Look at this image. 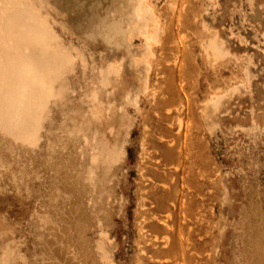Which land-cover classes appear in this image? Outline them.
Masks as SVG:
<instances>
[{
  "label": "rangeland",
  "instance_id": "374dc122",
  "mask_svg": "<svg viewBox=\"0 0 264 264\" xmlns=\"http://www.w3.org/2000/svg\"><path fill=\"white\" fill-rule=\"evenodd\" d=\"M1 1L3 8L8 0ZM44 1L52 0H15L22 4L9 10L25 19L7 7L18 29L28 24L29 32L53 36L47 40L56 41L60 55L44 48L23 52L44 84L50 83L52 94L41 97L49 117L41 112L38 125L23 132L8 126L4 133L6 125L0 127V264H264V0H118L122 11L140 7L136 16L138 10L122 13L133 18L132 30L125 25L131 38L121 43L126 49L130 43L129 55L123 46L124 51L112 46L117 39L110 47L88 35L99 19L106 33H116L121 20L129 22L123 15L115 16L118 22L110 18L119 5L109 9L111 0H95L102 3L96 9L94 0H73L75 7L72 0H53L58 10H52ZM90 9L97 15L89 17ZM33 15L39 24L31 22ZM103 27L94 31L100 34ZM20 30L7 34L17 40ZM214 34L227 50L215 61L199 42ZM4 42L1 54L11 51ZM102 74L101 81L107 75L111 81L103 85ZM125 90L131 101L121 96ZM227 90L211 125L201 108L211 95ZM110 103L113 110L107 112L102 106ZM95 104L107 110L103 115L116 117L119 151L105 144L113 141L106 127L113 118L92 116Z\"/></svg>",
  "mask_w": 264,
  "mask_h": 264
},
{
  "label": "bare ground",
  "instance_id": "6f19581e",
  "mask_svg": "<svg viewBox=\"0 0 264 264\" xmlns=\"http://www.w3.org/2000/svg\"><path fill=\"white\" fill-rule=\"evenodd\" d=\"M4 1H6V0H3V1H1L2 2V4L4 3ZM12 1V2H11ZM15 0H8V1H6L7 2V4L8 5H10V6H8L7 4H5V5H3L4 7L2 8V6H0V9H1V11H3V12H1V14L3 15V13H5L3 16L0 14V19L2 20V18L4 17V19L3 20H6L4 23L2 22V23H0V24H4V26H3V28H6L7 30H8V28H10L9 26H13L14 25V23L15 22H12V18H13V16H14V14H15V16L14 17H17L16 15H18L19 17L21 16L23 19H25V17L23 16L24 14H22V12H21V14L22 15H19V11H16L15 9L14 10H9V7L11 8H13V6H20L22 3L21 2H19V3H16V4H14L13 2H14ZM19 1H21V0H19ZM51 1V0H50ZM63 1V0H62ZM61 1V2H62ZM73 1V0H72ZM76 1V3H78V1L77 0H75ZM81 2H82V0H80ZM79 1V2H80ZM91 1V0H90ZM100 1V0H99ZM98 1V3L99 4H97V2H95V0H94V2L97 4L96 6H95V8L99 5L100 6V4H102L101 2H99ZM102 1V0H101ZM106 1V0H105ZM104 1V2H105ZM108 1V0H107ZM116 1V0H115ZM115 1H112L111 0V2H109V4H111V3H113V6H112V4L110 5V8L109 9H113V8H116V6H118L119 5V10H118V8H116L115 10H118V11H120V12H114V10H113V14H111V16H110V18L112 17V18H114V20L118 17L119 18V16H120V18H121V16L123 15V14H126L125 12H127V11H131V9L133 8V4H131L130 6H128L127 8H126V10L127 11H122V9H120L122 6H124L122 3V5L121 4H119L120 2H118V0H117V2L118 3H116ZM130 1V0H129ZM128 1V2H129ZM8 2H10V3H8ZM53 0L51 1V2H46V1H44V3L47 5L46 7H48L49 5V7L51 8V7H53L52 5H53ZM108 2H106V3H108ZM121 2H125V0H121ZM132 2V1H131ZM140 2V1H139ZM143 2V1H142ZM142 2H141V4H142ZM27 3H28V1H27ZM66 3V2H65ZM73 3V5H74V7H75V2L73 1L72 2ZM87 3H89L88 4V6L91 4V2H87ZM116 3V4H115ZM171 3V2H170ZM29 4V3H28ZM27 4V5H28ZM70 4V3H69ZM80 4V3H79ZM79 4H77V6L79 5ZM105 4V3H104ZM109 4H105V5H107V6H109ZM115 4V5H114ZM140 4V3H139ZM140 4V5H141ZM61 5V4H60ZM95 4H93V6H94ZM120 5H121V7H120ZM139 5V6H140ZM171 5H172V3H171ZM175 5V4H174ZM29 6V5H28ZM31 6L32 5H30V8H31ZM55 6V5H54ZM81 6L83 7V5L81 4ZM86 6H87V4H86ZM92 6V9H94V7ZM102 6V5H101ZM115 6V7H114ZM7 7H8V10L9 11H11V13H14V12H16V13H18V14H16V13H14V14H11L8 10H7ZM23 7V6H22ZM48 7V8H49ZM57 7V6H56ZM67 7H68V5H67ZM70 7V6H69ZM73 6H72V4H71V8H72ZM79 8H81L80 7V5L78 6ZM113 7V8H112ZM130 7H132L131 9H130ZM6 8V9H5ZM29 8V9H30ZM33 8V7H32ZM48 8H46V9H48ZM85 8V7H84ZM89 8V7H88ZM99 8V7H98ZM138 7L136 6V9H132L133 11H135V10H138V11H135L134 13H135V16L136 15H138V13L137 12H139L140 13V7L137 9ZM19 9H22V8H20L19 7ZM29 9H28V12H29ZM35 9V8H34ZM54 9H57V8H55V7H53L52 8V10H54ZM76 9V8H75ZM82 9V8H81ZM92 9H90L89 11L91 12V14H88L89 15V17H91V15H92V12L93 13H96V12H94V10H92ZM97 9V8H96ZM95 9V10H96ZM109 9H108V12H107V8H106V12H107V16H106V14H105V16L106 17H109L108 16V14L110 13L109 12ZM23 11H25V8L24 9H22ZM36 10H37V8H36ZM49 10V9H48ZM52 10H50V11H52ZM58 10V9H57ZM56 10V11H57ZM60 10V9H59ZM71 10V9H70ZM80 10V9H79ZM79 10L77 9V14L79 13ZM35 11V10H34ZM47 11V10H46ZM65 10H62V13L64 12ZM112 11V10H111ZM9 14H8V13ZM31 12V13H30ZM30 14L32 15V13H35V12H33V11H31L30 10ZM71 12V11H70ZM104 12H105V10H104ZM104 12H103V15H104ZM26 13L27 12H25V15H26ZM46 13H48V11L46 12ZM51 13H53V12H51ZM56 13H57V15H56ZM55 13V15L56 16H58L59 14L58 13H61V12H56ZM72 13V12H71ZM75 13V12H74ZM117 13H121V14H117ZM123 13V14H122ZM127 13H129V12H127ZM132 13V12H131ZM137 13V14H136ZM10 17H8L7 15ZM29 14V15H30ZM50 14V13H49ZM64 14V13H63ZM87 14V13H86ZM86 14H83V16H79L81 19H83L85 16L84 15H86ZM101 14V13H100ZM100 14H98L99 15V17H100ZM115 14H117V15H115ZM6 15V16H5ZM11 15V16H10ZM28 15V14H27ZM35 15V14H34ZM31 16V22H32V19L34 18V20H35V22L37 21V18L35 17V16ZM40 15H41V12H39V17H40ZM65 15V14H64ZM64 15H63V18H66V16L64 17ZM81 15V14H80ZM88 15H87V21H86V23H89L88 21ZM96 15H97V13H96ZM102 14H101V16H103ZM113 15V16H112ZM127 15V14H126ZM126 15L123 17V21H126V20H129V15H128V17H127V19L125 18L126 17ZM51 16H53V15H51ZM55 16V17H56ZM77 16V15H76ZM105 16H104V19H105ZM115 16H117L116 18H115ZM135 16H134V18H135ZM150 16V15H149ZM5 17H6V19H5ZM19 17H17V18H19ZM26 17H28V16H26ZM60 17V16H59ZM62 17V16H61ZM79 17H78V19H79ZM98 17V18H99ZM133 17V16H132ZM143 17V16H142ZM9 18V19H8ZM16 18V22H17V19ZM30 18V17H29ZM41 18H42V20L41 21H43V22H45V21H47V20H45V18L43 19V16L41 15ZM41 18H39L38 20L40 21V19ZM47 18V17H46ZM57 18V17H56ZM62 18V19H63ZM73 18V17H72ZM77 18V17H76ZM93 18V17H92ZM102 18V17H101ZM110 18H108V20L106 21L107 23H108V21L110 20ZM10 20V21H8V20ZM53 19V18H52ZM86 19V18H85ZM126 19V20H125ZM133 19V18H132ZM131 18H130V20H129V22H121L120 21V24H123L122 26H124L123 28H121V32H120V30L118 31L117 29H116V27H118V29L120 28V27H122V26H120V24L118 23V26L115 24V21H113V20H111L112 22L111 23H114L113 25H116V26H114L115 27V30L119 33H117V35H118V37H116L117 35H116V33L114 32V28H113V25L111 26L112 27V29L111 30H113V31H110V33H106L105 32V30L103 31L102 29H104V27H103V24H104V21H103V19L102 20H98L97 21V23H94V24H96L95 26H93L94 28H100V26L101 27H103V28H101V29H98V30H101L102 32H100V34H99V32L98 33H96L95 31H94V28H91L90 26H89V30L91 31L88 35H89V37L91 38V39H94V40H96V39H101V41L102 42H105L106 43V45L108 44H110V47H111V44H113V42H115L116 41V39H117V41H116V44L114 43L112 46H114L115 48H117V49H122V51H124L123 49L125 48L126 49V44H121V43H123L124 41H128L126 38H131V37H128L129 36V34L131 33V30H132V26H133V23L131 22L130 23V21L132 20ZM33 20V21H34ZM45 20V21H44ZM95 20V19H94ZM94 20H92V21H94ZM106 20V19H105ZM120 19H116V22H118ZM139 20H140V18H139ZM13 21H15V20H13ZM24 21H27V19L26 20H24ZM30 21V20H29ZM29 21H27L28 23H29ZM58 21V20H57ZM62 21V20H61ZM74 21V20H73ZM80 21H82V20H77V22H80ZM92 21H91V18H90V22L92 23ZM134 21H136V20H134ZM10 22V25L8 24ZM18 22H20V23H22L21 22V20H19ZM31 22L29 23L30 25H31V28L32 27H37V25L36 26H34L33 24H31ZM38 22V21H37ZM36 22V24H39L40 22H38L37 23ZM48 22V21H47ZM64 22V21H63ZM11 23H13V24H11ZM67 23H68V21H67ZM72 23V22H71ZM75 23V22H74ZM86 23H85V25H86ZM110 23V22H109ZM125 23V24H124ZM130 23V24H129ZM140 23V22H139ZM139 23H138V25H139ZM6 24H8V25H6ZM15 24H17V30H20V26H19V29H18V24L19 23H15ZM24 24H26V22L24 23ZM45 24V23H44ZM47 24V23H46ZM45 24V25H46ZM65 24V23H64ZM76 24V23H75ZM80 24V23H79ZM93 24V25H94ZM132 24V25H131ZM147 24V23H146ZM145 24V25H146ZM20 25V24H19ZM22 25V24H21ZM28 24H26V26H27ZM29 25V26H30ZM42 25H43V23H42ZM69 25V24H68ZM74 25V24H73ZM105 25H107V24H105ZM104 25V26H105ZM125 25H127L126 27H128V25L130 26L129 28H131V30H128L127 28H125ZM152 25V24H151ZM202 25H203V23H202ZM7 26V27H6ZM26 26H24V27H22V29L23 30H20V31H22L21 32V34H20V32H19V34L21 35H19L18 37H20L19 39H17V40H20L21 41V43H22V45L21 44H19V42L16 40V37L14 38L13 36L15 35V33H17L18 34V32H16L17 30H15L16 29V26L14 25V27H11L10 28V30L9 31H7V32H10L11 31V29H12V31L11 32H14V35L13 36H11V34H7V32H5V30H4V32H3V34H0V41H1V44H0V47L2 48V45H3V49L5 50V47H7L4 43V41H7V42H9L10 44H8L9 45V47H11V51H9L8 53H5V54H1L0 53V127H1V124H4V125H6V126H2L3 127V129L2 128H0V130L2 129L3 130V132H4V129L5 130H7V128H5V127H12V128H17L16 130H19V128L20 127H22V130H21V132H23V127H25L24 129H26V127L28 128L30 125H32V124H35V125H38V117H40V116H42L43 117V115H45L46 114V110L47 109H45V107L47 106H43V103H44V101H43V98H41V97H43L42 96V94L43 93H45L46 95L49 93L50 94V92H51V89L49 88L50 86V83H49V85L47 86V85H45L44 84V81L42 80V79H40L39 78V74L37 75V73H36V71L34 70V66L32 65L33 63H34V61H33V63L32 62H30V61H28V60H26L25 58H24V54H23V52L24 53H26V51H31V49L34 51V53L35 52H37V53H39L38 51L40 50L41 51V48H44V49H46L47 50V52H49L50 50L54 53V54H59L60 55V52H59V50H58V48L57 47H59V46H57L56 47V41H54V39H53V42H51V41H48V40H50V38L51 37H53V36H51L49 39L48 38H46L47 36L45 35V36H42V31L41 30H39V31H37V30H33V32L31 31V32H29V31H27V27ZM75 26V25H74ZM77 27L79 26L78 24L76 25ZM82 26V25H81ZM144 26V25H143ZM41 27H43V26H41V24H40V28ZM46 27V26H45ZM70 27V26H69ZM68 27V28H69ZM107 27V26H106ZM139 27V26H138ZM142 27V26H141ZM203 27V26H202ZM0 28H1V26H0ZM3 28H2V31H3ZM15 28V29H14ZM30 28V29H31ZM44 28V27H43ZM42 28V29H43ZM75 28V27H74ZM81 28V27H80ZM109 28H110V26H109ZM125 28V29H124ZM135 27H133V29H134ZM205 28V27H204ZM33 29V28H32ZM78 29V28H77ZM84 29H85V27H84ZM87 29V30H88ZM107 29H108V27H107ZM123 29V30H122ZM29 30V29H28ZM46 31H47V34L49 33L48 32V28L47 29H45ZM81 30V29H80ZM126 30H128V33H126L127 31ZM136 30H138L137 28H136ZM142 30V29H141ZM140 30V31H141ZM1 31V30H0ZM1 31V32H2ZM41 31V34L39 35V33L38 32H40ZM45 31V32H46ZM122 31H124L125 32V34L124 35H122V33H124V32H122ZM130 31V32H129ZM139 31V30H138ZM139 31V32H140ZM10 32V33H11ZM44 32V33H45ZM73 33H75L74 31H72ZM94 32L96 33V34H99L100 35V37H99V35L97 36L96 34H94ZM107 32H109L108 30H107ZM113 32H114V34H113ZM142 32V31H141ZM54 33V32H53ZM106 33V34H105ZM137 33V32H136ZM135 33V34H136ZM16 34V35H17ZM81 34V33H80ZM107 34H109V35H111V36H109V35H107ZM143 34V33H142ZM216 34V33H215ZM211 35V36H208V38H205L204 36H202V37H200V44H201V47H203V49H204V51H205V53H206V58L207 57H210L212 60H218L219 58H221L222 56H226V54H227V50H226V48H224L223 47V45H222V42H220V40L216 37V35ZM15 35V36H16ZM51 35V34H50ZM54 35V34H53ZM105 35H107L108 36V42H106L107 40V36H105ZM115 35V37H113ZM154 35V34H153ZM122 36V39L123 40H121L120 41V37ZM262 36V35H261ZM49 37V36H48ZM88 37V36H87ZM113 37V38H112ZM124 37V38H123ZM54 38V37H53ZM115 38V39H114ZM119 38V39H118ZM48 39V40H47ZM52 39V38H51ZM89 39V38H88ZM126 39V40H125ZM22 40H23V42H22ZM109 40H112V42L111 41H109ZM114 40V41H113ZM118 40L120 41V42H118ZM2 42H3V44H2ZM120 43V44H118V43ZM126 43V42H125ZM128 43L129 42H127V48L129 49V48H131V47H129V45H130V43H129V45H128ZM7 44V43H6ZM31 45V46H30ZM121 45V46H120ZM125 45V46H124ZM145 45H146V43H145ZM27 46V47H26ZM124 48H123V47ZM29 47H32V48H29ZM119 47H121V48H119ZM1 48H0V50H1ZM34 48H36L35 50H34ZM57 48V49H56ZM28 49H30V50H28ZM60 49V48H59ZM62 49V48H61ZM108 49H109V47H108ZM128 49H126V50H128ZM4 50H1V51H4ZM6 50H9V49H6ZM37 50V51H36ZM46 50H43L45 53H47L46 52ZM49 50V51H48ZM54 50V51H53ZM56 50H58V51H56ZM63 50H65V49H63ZM63 50H61L62 52H63ZM126 50H125V52H126ZM32 51V52H33ZM50 51V52H51ZM130 50H128L126 53L128 54V52H129ZM4 52H6V51H4ZM51 52V53H52ZM61 52V53H62ZM33 53V54H34ZM36 53V54H37ZM50 53V54H51ZM65 53V52H64ZM40 54H44L43 52L42 53H40ZM40 54H37V55H39L40 56ZM49 54V53H48ZM50 54H49V56H50ZM126 54V55H127ZM230 54V53H229ZM47 55V54H46ZM129 55V54H128ZM38 56V57H39ZM45 54L44 55H42V57H43V59H45ZM49 56H47L48 58H49ZM51 56H53V54H51ZM47 57H46V60H47ZM54 57H56L55 55H54ZM59 57V56H58ZM58 57L57 58H55V59H58ZM129 57V56H128ZM21 58V59H20ZM31 58H33V57H31ZM54 58L53 57H51V61H54L55 63H56V61H55V59L53 60ZM31 60H33V59H31ZM36 61V60H35ZM44 61V60H43ZM49 61H50V59H49ZM59 61V60H58ZM58 61H57V63H58ZM65 61V60H64ZM133 61V60H132ZM44 63V62H43ZM56 63V64H57ZM40 64V63H39ZM55 64V65H56ZM63 64V63H62ZM115 64V63H114ZM113 64V65H114ZM59 65V64H58ZM58 65H56V67L58 66ZM70 65V64H69ZM64 66V65H63ZM39 67V66H38ZM115 67V66H114ZM117 67V66H116ZM55 68V67H54ZM59 68V67H58ZM37 69V68H36ZM52 69V68H51ZM51 69H50V71H51ZM117 69H119V68H117ZM46 70V69H45ZM48 70V69H47ZM60 70V69H59ZM108 70H110V69H108ZM112 70V69H111ZM53 71L54 70H52L51 72L53 73ZM60 71H62V70H60ZM54 74V73H53ZM52 74V75H53ZM57 74V73H56ZM55 74V75H56ZM110 74H112V73H110ZM114 74H115V72H114ZM49 75V74H48ZM57 75H59V74H57ZM56 75V76H57ZM117 75V74H116ZM116 75H114V76H116ZM102 76V77H101ZM100 76V80L99 81H101V78H103V74ZM105 76V75H104ZM108 76V75H107ZM107 76H105L104 78L105 79H111V78H108ZM244 76H245V79L247 80V78H248V73L247 72H245L244 73ZM48 77H50V76H48ZM58 77V76H57ZM107 77V78H106ZM47 78V77H46ZM55 78V77H54ZM54 78H52V80H54ZM138 78H140V77H138ZM56 79V78H55ZM105 79H103V80H105ZM102 80V81H103ZM109 80L107 81V86L110 84L111 85V83H109L108 84V82H109ZM50 81V80H49ZM102 81H101V83H102ZM111 81V80H110ZM104 83H105V81H103V85H104ZM240 83V82H239ZM249 83V82H248ZM247 83V84H248ZM64 84V83H63ZM106 84V83H105ZM144 84V83H143ZM242 84H243V82H242ZM52 85V84H51ZM62 85V84H61ZM243 85H245V84H243ZM53 86V85H52ZM112 86V85H111ZM103 87V86H102ZM105 87V86H104ZM103 87V88H104ZM238 86L237 85H234L232 88L233 89H236ZM58 88V87H57ZM62 88V87H61ZM231 88V90H233ZM59 90V89H58ZM231 90H227V91H224V92H220V93H216V94H213V95H211V97L208 99V100H206V102H205V104H204V106H203V108H201V110L203 111V112H201V116L202 117H206V118H208L209 119V122H210V124L211 125H213V121H212V117H213V115H214V113H215V111L218 109V107L220 106V104H221V100L225 97V95H226V93L227 92H229V91H231ZM60 91V90H59ZM63 91V90H62ZM113 92H111L110 91V94L112 93L113 95H114V90H112ZM57 93H58V91H56ZM61 92V91H60ZM133 92V91H132ZM226 92V93H225ZM54 93H55V91H54ZM44 94V95H45ZM48 94V95H49ZM51 94H52V92H51ZM50 94V95H51ZM60 94V93H59ZM109 94V93H108ZM107 94V95H108ZM112 94H111V96H112ZM124 94V95H123ZM121 96H125L124 98H126L127 99V101L129 100V101H131V97L130 96H128L127 95V91L125 90V92L123 93ZM41 95V96H40ZM63 95V94H62ZM95 95L97 96V94L95 93ZM99 95V94H98ZM132 95V94H131ZM55 96V95H54ZM59 96V95H58ZM93 96H94V94H93ZM96 96H94V98L96 97ZM128 96V97H127ZM53 97V96H52ZM56 97H57V95H56ZM56 97H55V99H56ZM113 97V96H112ZM111 97V98H112ZM136 97V96H135ZM134 97V98H135ZM48 98H50V97H48ZM63 98V97H62ZM92 98V97H91ZM108 98V100H109V97H107ZM129 98V99H128ZM42 99V100H41ZM59 99V98H58ZM96 100L98 99V97L97 98H95ZM49 100V99H48ZM47 100V101H48ZM51 100H52V98H51ZM107 100V102H111V100H109L108 101ZM60 101V100H59ZM62 101V100H61ZM60 101V102H61ZM90 101H92V100H90ZM124 101H126L125 99H124ZM43 102V103H42ZM40 103H42V104H40ZM50 103V102H49ZM49 103H46V104H48L49 105ZM45 104V103H44ZM42 105V106H41ZM42 107V110L44 111H41V107ZM107 106V105H106ZM112 105H111V103H110V105L109 106H107V107H105V106H102V107H104V108H109V109H105V111H104V109L102 110L100 107H99V109H98V107H97V105L95 104L93 107L95 108V110H94V108L92 109V110H94V111H92V116L93 115H96L97 117L99 116V117H101L102 118V116H106V119H108L107 118V116L109 117V119H112V120H108V122H106V123H109V125H107L106 127H108V133L110 134V135H113V141H111V143L110 142H108V140H107V142L105 143V144H108V146L107 147H112V149L114 148H116V149H118V151H119V148L117 147V145L118 144H116V141H115V136H118V134H116V131H115V121H117L116 120V117L114 116V115H112V116H114V117H111V115H106V114H109V113H106V114H104L103 115V113L104 112H110V110H111V107ZM116 106V105H115ZM257 106V105H256ZM255 106V107H256ZM263 106V105H262ZM44 107V108H43ZM111 107V108H110ZM47 108H48V106H47ZM257 108V107H256ZM50 110V109H49ZM113 110V109H112ZM111 110V111H112ZM102 111H104L103 113H102ZM45 113V114H42V113ZM50 112V111H49ZM89 112V111H88ZM42 114V115H41ZM120 114H121V112H120ZM47 115V114H46ZM90 115V114H89ZM48 116V115H47ZM82 116V115H81ZM92 116H90V117H88V119L89 118H91ZM119 116V115H118ZM258 116V115H257ZM46 116H44V118H45ZM49 117V116H48ZM259 117H261L260 115H259ZM87 118V117H86ZM115 118V119H114ZM46 119V118H45ZM83 119H84V117H83ZM102 119H104V120H106L105 118H102ZM101 119V120H102ZM47 120V119H46ZM80 119H78V121H79ZM115 120V121H114ZM87 121V120H86ZM103 122V121H102ZM105 123V124H106ZM253 123V122H252ZM86 124H88V123H86ZM27 125V126H26ZM92 126V125H91ZM118 126H119V124H118ZM253 126V125H252ZM115 127V128H114ZM236 127V126H235ZM255 127V126H254ZM80 128H81V126H80ZM259 128V127H258ZM29 129V128H28ZM260 129V128H259ZM82 130V129H81ZM27 131V130H26ZM34 131V130H33ZM83 131V130H82ZM25 132V131H24ZM35 132V131H34ZM91 132V131H90ZM93 132V131H92ZM101 131H100V129H99V133H100ZM5 133V132H4ZM119 133V132H118ZM23 134V133H22ZM21 134V135H22ZM33 134V133H32ZM96 134V133H95ZM116 134V135H115ZM121 134V133H120ZM20 135V133L18 132V136L20 137L21 136ZM37 135H39V134H37ZM36 135V136H37ZM57 135V134H56ZM92 135H94L93 133H92ZM99 135V134H98ZM102 135H104V134H102ZM14 136V135H13ZM25 136H26V134H25ZM36 136H34V137H36ZM105 136V135H104ZM33 137V138H34ZM38 137V136H37ZM92 137V136H91ZM17 138V137H16ZM29 138V137H28ZM39 138V137H38ZM38 138H35L36 140L38 139ZM57 139H58V137H56ZM97 138V137H96ZM96 138H94V140L96 139ZM98 138H99V136H98ZM107 138V137H106ZM20 139V138H19ZM105 139V138H104ZM103 139V140H104ZM59 140V139H58ZM102 139H101V141H103ZM34 141V140H33ZM105 141V140H104ZM28 142V141H27ZM57 142V141H56ZM95 142V141H94ZM59 143V142H58ZM97 143V142H96ZM100 143V142H99ZM32 144V143H31ZM35 144V143H34ZM49 144V143H48ZM47 144V145H48ZM61 144V141H60V143H59V145ZM101 144L102 143H100V148H101ZM55 145H56V143H55ZM58 145V144H57ZM59 145L57 146L58 148H59ZM62 145V144H61ZM102 145H104V144H102ZM36 146V145H35ZM122 146V145H121ZM29 147V146H28ZM47 147V146H46ZM92 147V146H91ZM94 147V146H93ZM35 148V147H34ZM34 148H33V150H34ZM60 148H61V146H60ZM66 148V147H65ZM98 148V147H97ZM99 148V149H100ZM93 149V148H92ZM102 149L104 150L105 149V152H106V154H107V152L108 151H110V149H108V148H106L105 146H104V148L102 147ZM101 149V150H102ZM46 150V149H45ZM57 151H58V149H56ZM62 150V149H61ZM64 150V149H63ZM96 150V149H95ZM103 150H102V152H103ZM108 150V151H107ZM71 151V150H70ZM69 151V152H70ZM66 152H67V150H66ZM101 152V153H102ZM49 153V152H48ZM52 153V152H51ZM55 153V152H54ZM58 153V152H57ZM61 152H59V154H60ZM110 153V152H109ZM112 153V152H111ZM45 154V153H44ZM69 155H70V153H68ZM97 154H99V152L97 153ZM105 154V155H106ZM46 155V157H48L47 156V154H45ZM49 155V154H48ZM51 155V154H50ZM49 155V156H50ZM110 154H107V159H111L110 160V164H112V161H113V163H115V161H116V157H115V159H114V157L113 156H111L112 158H110V156H109ZM112 155V154H111ZM53 156V155H52ZM90 156V155H89ZM99 156V155H98ZM56 158H58L57 156H55ZM54 157V158H55ZM101 157V156H100ZM100 157H98V159L100 158ZM50 158H52V157H50ZM55 158V159H56ZM95 158V157H94ZM102 158H103V156H102ZM102 158H101V160H102ZM119 158V157H118ZM44 159V158H43ZM53 160V159H52ZM89 160V159H88ZM100 160V161H101ZM55 161V160H54ZM96 161H98V160H96ZM104 161V162H103ZM107 161V164H108V167H106V168H109V169H107L108 171H104L105 172V174H106V172H107V175H108V172L109 173H111L110 172V167H109V160H106ZM45 162V161H44ZM48 162V161H47ZM50 162V161H49ZM102 162L104 163H102L104 166H106L105 164V158H104V160H102ZM51 163V162H50ZM49 163V165H51ZM59 163V162H58ZM90 163H92V162H90ZM101 163V162H100ZM60 165H61V163H59ZM100 164H98V166H99ZM91 166H94V165H91ZM102 166V165H101ZM64 166H62V168H63ZM88 167V166H87ZM86 167V168H87ZM89 167H90V165H89ZM112 167V166H111ZM61 168V166L59 167V169ZM99 168V167H98ZM103 168V167H102ZM106 168H105V170H106ZM62 170V169H61ZM60 170V171H61ZM87 170V169H86ZM97 170H99L100 171V168L99 169H97ZM57 171V170H56ZM103 171V170H102ZM101 171V172H102ZM98 172V171H97ZM59 173V172H58ZM60 174V173H59ZM86 173H84V175H85ZM110 175V174H109ZM106 176V175H105ZM58 177H60V176H58ZM101 178V177H100ZM60 179V178H59ZM58 179V180H59ZM88 179V178H87ZM57 180V181H58ZM98 180V179H97ZM61 181V180H60ZM59 181V182H60ZM87 181H89V180H87ZM61 183V182H60ZM85 183V182H84ZM88 183V182H87ZM99 183V182H98ZM93 184V183H92ZM97 184V183H96ZM101 184V183H100ZM89 185H91V184H89ZM84 186H87V185H84L83 184V187ZM102 186V185H101ZM93 187V186H92ZM95 187V186H94ZM56 188V187H55ZM54 188V189H55ZM82 188V187H81ZM88 188V187H87ZM96 188V187H95ZM94 188V189H95ZM90 189H92V188H90ZM93 189V190H94ZM60 191V190H59ZM58 191V192H59ZM91 193V192H90ZM90 193H88V194H90ZM57 194V193H56ZM92 194V193H91ZM61 195V194H60ZM58 196V195H57ZM56 199V198H55ZM58 199V198H57ZM88 200V199H87ZM48 217V216H47ZM42 219H43V217H42ZM84 220V219H83ZM47 221V220H46ZM80 221V220H79ZM40 222H42V221H40ZM44 222V221H43ZM81 222V221H80ZM47 223H51V222H48L47 221ZM52 224V223H51ZM50 224V225H51ZM52 228V227H51ZM61 229V228H60ZM79 230V229H78ZM83 230V229H82ZM61 231V230H60ZM83 231H85V228H84V230ZM62 232L64 233L65 232V230H63L62 229ZM80 233V232H79ZM83 233V232H82ZM81 234V233H80ZM84 234V233H83ZM79 236V235H78ZM80 238V237H79ZM78 239V238H77ZM82 242V241H81ZM83 246H84V244H82ZM83 250V249H82ZM7 260V259H6ZM3 261V260H2ZM7 262V261H6ZM5 262V264H7Z\"/></svg>",
  "mask_w": 264,
  "mask_h": 264
}]
</instances>
